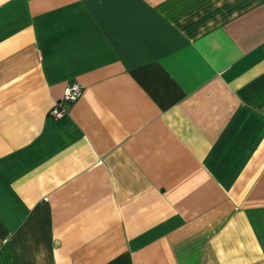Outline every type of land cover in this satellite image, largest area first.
Masks as SVG:
<instances>
[{
    "label": "crops",
    "instance_id": "1",
    "mask_svg": "<svg viewBox=\"0 0 264 264\" xmlns=\"http://www.w3.org/2000/svg\"><path fill=\"white\" fill-rule=\"evenodd\" d=\"M0 264H264V0H0Z\"/></svg>",
    "mask_w": 264,
    "mask_h": 264
},
{
    "label": "built area",
    "instance_id": "2",
    "mask_svg": "<svg viewBox=\"0 0 264 264\" xmlns=\"http://www.w3.org/2000/svg\"><path fill=\"white\" fill-rule=\"evenodd\" d=\"M83 95V88L78 81L69 84L64 89L63 101H59L51 109L50 115L60 118L67 113V108L64 105V102L73 103L81 98Z\"/></svg>",
    "mask_w": 264,
    "mask_h": 264
}]
</instances>
